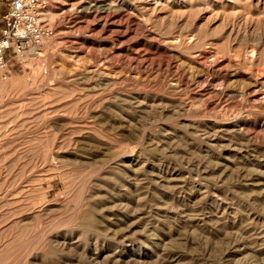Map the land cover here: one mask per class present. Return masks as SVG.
Returning <instances> with one entry per match:
<instances>
[{
	"label": "rangeland",
	"instance_id": "374dc122",
	"mask_svg": "<svg viewBox=\"0 0 264 264\" xmlns=\"http://www.w3.org/2000/svg\"><path fill=\"white\" fill-rule=\"evenodd\" d=\"M42 17L0 85V264H264V0Z\"/></svg>",
	"mask_w": 264,
	"mask_h": 264
},
{
	"label": "built area",
	"instance_id": "2783aa9c",
	"mask_svg": "<svg viewBox=\"0 0 264 264\" xmlns=\"http://www.w3.org/2000/svg\"><path fill=\"white\" fill-rule=\"evenodd\" d=\"M48 0H0V85L9 71L11 55H33L54 32L41 16Z\"/></svg>",
	"mask_w": 264,
	"mask_h": 264
},
{
	"label": "bare ground",
	"instance_id": "6f19581e",
	"mask_svg": "<svg viewBox=\"0 0 264 264\" xmlns=\"http://www.w3.org/2000/svg\"><path fill=\"white\" fill-rule=\"evenodd\" d=\"M43 13H44V12H43ZM42 16H43V14H42ZM42 16H41V17H42ZM42 18H43V17H42ZM36 53H38V51H37V52H34V54H36ZM5 79H7V76H6ZM5 79H4V80H5ZM4 80H3V81H4ZM10 82H11V80H10ZM1 88H2V87H1ZM4 88H5V87H4Z\"/></svg>",
	"mask_w": 264,
	"mask_h": 264
}]
</instances>
